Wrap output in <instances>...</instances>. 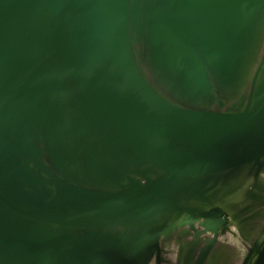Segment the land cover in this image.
Instances as JSON below:
<instances>
[{
    "label": "rangeland",
    "instance_id": "374dc122",
    "mask_svg": "<svg viewBox=\"0 0 264 264\" xmlns=\"http://www.w3.org/2000/svg\"><path fill=\"white\" fill-rule=\"evenodd\" d=\"M94 2L0 0V264H264V0Z\"/></svg>",
    "mask_w": 264,
    "mask_h": 264
},
{
    "label": "water",
    "instance_id": "95a60500",
    "mask_svg": "<svg viewBox=\"0 0 264 264\" xmlns=\"http://www.w3.org/2000/svg\"><path fill=\"white\" fill-rule=\"evenodd\" d=\"M92 1L95 4L94 0H92ZM96 10H97V5H96ZM105 14H106V12H105ZM95 18H96V16H95ZM96 21H97V19H96ZM94 64L95 65H94V68H93V74L98 79L102 78L103 75H106V76L110 75V71L105 66V64H103L102 62L97 61V60L94 61ZM215 163H217V165L215 167L209 166V164H211V163H208V164H205V168L207 170H216V169L225 168V167H228L229 166L228 165V162H226V161L215 162Z\"/></svg>",
    "mask_w": 264,
    "mask_h": 264
},
{
    "label": "bare ground",
    "instance_id": "6f19581e",
    "mask_svg": "<svg viewBox=\"0 0 264 264\" xmlns=\"http://www.w3.org/2000/svg\"><path fill=\"white\" fill-rule=\"evenodd\" d=\"M100 4H98V24H99V26L102 28V29H104L105 28V23H103V21H102V17H101V14L103 13V10H102V8H105V6H104V4H105V0H103V2L100 0ZM228 164H230L229 162H228ZM217 164H210L209 166H212V167H215ZM6 264H7V260H6V262H5Z\"/></svg>",
    "mask_w": 264,
    "mask_h": 264
}]
</instances>
